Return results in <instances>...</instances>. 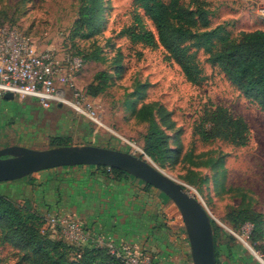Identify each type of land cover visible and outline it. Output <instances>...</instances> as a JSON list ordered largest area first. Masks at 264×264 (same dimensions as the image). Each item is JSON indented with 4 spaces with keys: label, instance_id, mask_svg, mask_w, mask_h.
Listing matches in <instances>:
<instances>
[{
    "label": "rangeland",
    "instance_id": "374dc122",
    "mask_svg": "<svg viewBox=\"0 0 264 264\" xmlns=\"http://www.w3.org/2000/svg\"><path fill=\"white\" fill-rule=\"evenodd\" d=\"M238 1H241L238 8L242 9L247 0ZM189 2L184 0V4ZM207 2L215 14L211 25L214 29L223 21L216 18L218 11L228 6V2ZM134 3V0H102L98 33L86 38L75 26L80 0H0V29L10 27L32 35L42 49L53 51L61 60L83 58L84 63L72 76L82 96L99 107L100 115L99 125L69 105L54 104L44 109L32 100L0 99V150L10 146L45 150L57 147L54 139L62 138L69 142L64 146L92 145L134 154L184 184L203 203L217 226L218 264H260L254 255H264V236L254 241L252 224L234 229L227 216L240 206H248L262 216L264 233V111L209 61L202 48L192 47L203 79L199 85H192L162 48L132 44L124 31L133 24ZM260 8L252 7L250 15L259 17ZM228 15V11L224 12L222 18L227 19ZM147 24L156 32L151 21ZM221 25L235 39L244 28L231 22ZM100 72L111 74L112 79L105 92L92 97L88 87ZM130 104L133 109L129 108ZM144 105H156L169 115L174 128L167 130V134L173 137V149L180 147L175 141L182 145L181 159L175 158L173 163L161 166L144 154L148 124L136 115ZM217 107L227 109L233 118L245 119L250 128L247 146L231 142L226 131L219 132L218 137L205 130L210 129L206 111ZM155 115L161 120L158 110ZM205 132L209 140L203 138ZM33 175L0 183V194L18 206L30 204L46 218L50 214L70 217L79 225L81 234L86 235L83 241L71 242L61 229H52L46 223L44 229L51 238L81 248L99 247L94 239L103 237L147 255L152 264H193L181 214L173 201L158 189L151 186L155 194L149 192L144 209L135 204L133 208H121L117 202L118 209L106 215L111 211L104 200H94L98 206L92 207V201L82 205L76 199L80 195L67 199L59 193L56 199L54 191L42 193L33 186L26 188ZM127 179L146 186L130 175L121 181ZM59 182L63 186L61 179ZM63 190L68 192L72 188ZM83 196L84 200L87 193ZM75 253H70L69 258L73 259ZM29 257L20 246L3 242L0 237V264H30Z\"/></svg>",
    "mask_w": 264,
    "mask_h": 264
},
{
    "label": "trees",
    "instance_id": "16d2710c",
    "mask_svg": "<svg viewBox=\"0 0 264 264\" xmlns=\"http://www.w3.org/2000/svg\"><path fill=\"white\" fill-rule=\"evenodd\" d=\"M80 2L75 26L84 37H94L98 33L103 12L102 0ZM134 2L133 24L124 31L132 44H141L152 49L162 48L167 57L181 68L186 80L192 85H199L203 81L202 70L192 53V47L202 48L209 55V61L217 65L245 97L257 103L264 111V30L242 31L235 39L222 25L211 29L213 12L210 11L207 0H190L189 5L184 4V0ZM147 21L152 22L156 32L148 26ZM81 59L84 63L83 58ZM111 79L112 75L107 72L96 74L94 82L88 87V94L92 97L99 96L109 87ZM136 93H140L138 89ZM128 106L131 109L134 107L131 104ZM156 110L161 115V120L156 118ZM136 115L140 121L148 124L144 138L145 155L161 166L167 162L173 163L175 158L181 159L182 145L179 141H173L180 147L172 148L173 137L167 134V130L173 129L174 125L169 123V115L163 108L144 105ZM205 116L208 117L206 122L210 125V129L205 130H211V135L220 137L219 132L226 131L231 142L243 147L248 145L250 128L244 118H233L222 107L206 111ZM202 136L209 140L207 132ZM65 140L54 139L55 146L68 145V140ZM183 159L187 157L184 156ZM191 163L196 166V163ZM98 169L113 175L116 180L128 176L116 169H111L110 172L105 167ZM146 186L152 188L148 184ZM261 217L243 205L238 211L230 213L227 220L238 230L247 223L252 224V232L255 234L253 240L256 241L264 236ZM46 223V217L34 211L30 204L18 206L9 197L0 194V237L3 242L14 243L27 251L30 264H122L106 248H76L62 240L51 238L45 232ZM212 226L217 259L218 233L213 221ZM74 252L76 255L70 259V253Z\"/></svg>",
    "mask_w": 264,
    "mask_h": 264
},
{
    "label": "built area",
    "instance_id": "2783aa9c",
    "mask_svg": "<svg viewBox=\"0 0 264 264\" xmlns=\"http://www.w3.org/2000/svg\"><path fill=\"white\" fill-rule=\"evenodd\" d=\"M258 15L264 17V7L258 10ZM82 64L77 57L59 59L53 51L42 49L37 38L21 30L0 29V98L11 93L15 98L34 99L44 109L54 104L69 105L76 113L100 125L99 107L82 96L72 76ZM46 222L52 229H61L71 242L86 238L70 217L50 214ZM94 240L122 264H152L150 257L140 255L131 247L103 237ZM256 257L264 264L263 254L258 253Z\"/></svg>",
    "mask_w": 264,
    "mask_h": 264
},
{
    "label": "water",
    "instance_id": "95a60500",
    "mask_svg": "<svg viewBox=\"0 0 264 264\" xmlns=\"http://www.w3.org/2000/svg\"><path fill=\"white\" fill-rule=\"evenodd\" d=\"M5 98L13 100L14 95L9 93ZM76 166L116 169L161 191L181 214L193 264H216L212 219L206 207L184 184L134 154L92 145L45 150L5 147L0 150V183L18 181L45 170Z\"/></svg>",
    "mask_w": 264,
    "mask_h": 264
},
{
    "label": "crops",
    "instance_id": "0c3cea01",
    "mask_svg": "<svg viewBox=\"0 0 264 264\" xmlns=\"http://www.w3.org/2000/svg\"><path fill=\"white\" fill-rule=\"evenodd\" d=\"M229 1L230 0H226V2H228V6L223 5L224 7H221L218 14L216 11V18L223 20L221 24L231 22L237 26L244 27L243 31L264 30V17H254L250 15V13H252L250 11L252 7H264V0H247L243 3L242 9L241 7L238 8L240 5L238 3H241V1L235 0L234 2L237 3L236 6L233 5L234 2ZM227 11L229 13V18H222L224 12ZM213 15L215 14L213 13ZM252 28L256 29L252 30ZM0 99L7 100L5 96ZM27 100L35 101L38 104V102L34 99L29 98ZM32 178L31 182L28 181L26 183L28 184V186L26 185V188L30 189L33 186L35 190L42 193H52L54 191L53 196L56 199L58 198L59 193H63L67 199L75 198L80 195V197L76 199H78L82 205H86L85 202L92 201L90 203L92 207L98 206L97 203H94V200L98 199L100 202L104 200L108 203V207L111 211V214L109 212L106 213V215H112L113 209H118L119 204L117 202H120L121 208H133L132 204H135L137 208H143L148 205L147 198L149 192L151 195L155 194L152 191V188L147 189L143 183H137L136 181H132V179H127V181L116 180L113 175L108 174L94 166H76L45 170L35 173ZM60 179L64 182L63 186L59 185ZM66 188H72V190L65 192L63 189ZM86 193L87 196L83 200L82 197H84L83 195H86ZM171 209L172 208H170L169 211ZM184 237L185 236L183 235V240Z\"/></svg>",
    "mask_w": 264,
    "mask_h": 264
},
{
    "label": "bare ground",
    "instance_id": "6f19581e",
    "mask_svg": "<svg viewBox=\"0 0 264 264\" xmlns=\"http://www.w3.org/2000/svg\"><path fill=\"white\" fill-rule=\"evenodd\" d=\"M254 256H256V255H254ZM259 262V261H258Z\"/></svg>",
    "mask_w": 264,
    "mask_h": 264
}]
</instances>
